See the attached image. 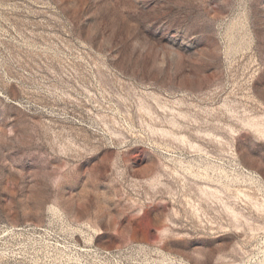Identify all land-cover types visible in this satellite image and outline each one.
<instances>
[{
    "label": "rangeland",
    "instance_id": "1",
    "mask_svg": "<svg viewBox=\"0 0 264 264\" xmlns=\"http://www.w3.org/2000/svg\"><path fill=\"white\" fill-rule=\"evenodd\" d=\"M71 235L264 264V0H0V264Z\"/></svg>",
    "mask_w": 264,
    "mask_h": 264
},
{
    "label": "bare ground",
    "instance_id": "2",
    "mask_svg": "<svg viewBox=\"0 0 264 264\" xmlns=\"http://www.w3.org/2000/svg\"><path fill=\"white\" fill-rule=\"evenodd\" d=\"M15 229H12V230H15ZM47 243H49V242H47ZM56 245H57V247H62V248H64L67 251V252L62 251L63 254H64V256H65V259H63V257L61 256V259H63V260H60V261H62V264H72V263H80V264H83V263H85V256H82L81 257V254L80 253L81 252H88V251L91 250V249L86 248V247H83V246L81 247L78 243H73L71 245H68L66 243L65 244L56 243ZM74 250L77 253L76 252L75 253H72ZM97 250H100L101 252H104V253H106V252L109 253V251L104 250V249L101 250V248H98ZM74 254H78V255L77 256H74ZM57 258H60V257H57Z\"/></svg>",
    "mask_w": 264,
    "mask_h": 264
},
{
    "label": "built area",
    "instance_id": "3",
    "mask_svg": "<svg viewBox=\"0 0 264 264\" xmlns=\"http://www.w3.org/2000/svg\"><path fill=\"white\" fill-rule=\"evenodd\" d=\"M12 229H15V228H12ZM11 229V232H14V231H21L22 229L21 228H16L15 230H12ZM39 230H41V231H48V229L47 228H38ZM49 232V231H48ZM73 236L71 235V238H69V237H66V236H64V237H60V236H58V239H56V243H61V244H68V245H71V244H73V243H75V242H73ZM59 241H62V242H59ZM56 243H52L53 245H55V247L57 248V249H62L63 251H65V252H67L64 248H62V247H57V245H56ZM91 251V252H90ZM90 251H88V252H84V256H85V258H87V257H89V253H93L94 251H92V250H90ZM108 251V250H107ZM76 251L74 250L72 253H75ZM69 253V252H68ZM77 253V252H76ZM82 253V252H81ZM80 253V254H81ZM95 254H97V252H95ZM98 254H101V255H103V256H106V255H110V251H109V253H104V252H98ZM78 254H74V256H77ZM62 260V259H61ZM59 262L58 263H60V264H62V261H60V260H58ZM85 262H87V260H85ZM56 263V262H55ZM45 264H49V263H45ZM50 264H53V263H51L50 262ZM72 264H80V263H72ZM84 264V263H83Z\"/></svg>",
    "mask_w": 264,
    "mask_h": 264
}]
</instances>
